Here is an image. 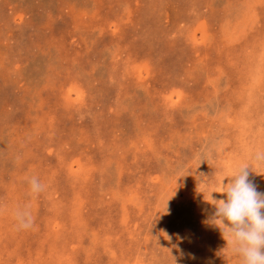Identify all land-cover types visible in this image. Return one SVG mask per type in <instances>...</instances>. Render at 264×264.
I'll list each match as a JSON object with an SVG mask.
<instances>
[{"label": "rangeland", "instance_id": "374dc122", "mask_svg": "<svg viewBox=\"0 0 264 264\" xmlns=\"http://www.w3.org/2000/svg\"><path fill=\"white\" fill-rule=\"evenodd\" d=\"M257 152L264 0H0V264H239Z\"/></svg>", "mask_w": 264, "mask_h": 264}, {"label": "clouds", "instance_id": "9594fccd", "mask_svg": "<svg viewBox=\"0 0 264 264\" xmlns=\"http://www.w3.org/2000/svg\"><path fill=\"white\" fill-rule=\"evenodd\" d=\"M264 164V152H257L253 161L237 167L224 183L226 198L216 200L215 213L211 223L219 226L232 253L238 257L239 264H264V193L256 190L249 180L247 171L252 166ZM257 172V171H256ZM31 191H43V185L36 178L30 181ZM215 192V191H214ZM19 227H31V216L27 212L17 213Z\"/></svg>", "mask_w": 264, "mask_h": 264}]
</instances>
